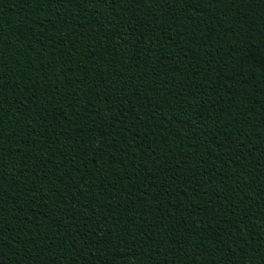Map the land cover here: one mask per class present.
Masks as SVG:
<instances>
[{
    "label": "trees",
    "instance_id": "16d2710c",
    "mask_svg": "<svg viewBox=\"0 0 264 264\" xmlns=\"http://www.w3.org/2000/svg\"><path fill=\"white\" fill-rule=\"evenodd\" d=\"M261 64L264 0H0L4 264H264Z\"/></svg>",
    "mask_w": 264,
    "mask_h": 264
},
{
    "label": "snow or ice",
    "instance_id": "6c2138e0",
    "mask_svg": "<svg viewBox=\"0 0 264 264\" xmlns=\"http://www.w3.org/2000/svg\"><path fill=\"white\" fill-rule=\"evenodd\" d=\"M61 2H65V0H61ZM67 2L68 3H71L72 0H67ZM80 2L81 3H84L85 0H80ZM94 2L95 3H101L102 0H94ZM103 2L107 3V2H109V0H103ZM110 2L116 3L117 0H110ZM144 2H145V4H148V0H144ZM209 2H210L211 5L214 6L215 4L219 3L220 0H209ZM232 2H235V0H232ZM245 2H249V0H241V3H245ZM140 27H143V25L141 24ZM129 31H132V29H129ZM245 39H247V37H245ZM179 51L181 53L184 52L183 49H180ZM185 57H187L186 54L182 56L183 59H185ZM260 68H261V71H264V64H261L260 65ZM2 82H3V78L0 77V84H2ZM3 123L4 122H3L2 118H0V139H2L4 137V135H5V130L3 128ZM218 131H219V129H218ZM200 143L203 144L204 141L201 140ZM214 144H215V148L218 150L217 151V155H221L223 153H228L229 155H232L237 150L236 148H234L232 146V141H231V138L230 137H225L224 138V141L222 143H219V144L214 143ZM238 147L239 146H237V148ZM205 154L208 155V156H212L213 155L212 152L208 148L205 149ZM163 159L166 160L167 159V156L165 155L163 157ZM186 159H191V157H187ZM237 175H239V174H237ZM195 188H196V186L193 187L192 191H195ZM237 211H239V209H237L235 205H232L231 206V214L233 216H235V214H236ZM247 219H248V217H247L246 214L241 215L240 217L237 218V220L235 222V225H234L236 227L237 231H239V229H240L241 226L247 227V225L244 224V221L247 220ZM144 235L147 236L148 233L145 232ZM0 238H2V232H0ZM116 238L117 239H120L119 235H117ZM234 239H235V237H234ZM41 243H43V241H41ZM72 243L75 244V241H73ZM53 247H54V245H53ZM45 250H47V249H45ZM96 251H101V248L97 247ZM58 259L64 260L65 261V264H71V261H68L67 257H65L63 254H61L58 257ZM53 260L56 261V258H54ZM0 264H4V258H3L2 255H0Z\"/></svg>",
    "mask_w": 264,
    "mask_h": 264
}]
</instances>
